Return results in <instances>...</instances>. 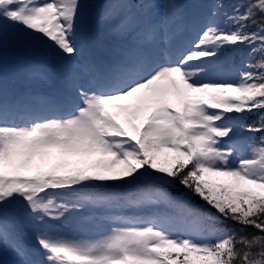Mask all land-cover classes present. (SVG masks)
<instances>
[{
    "label": "snow or ice",
    "instance_id": "6c2138e0",
    "mask_svg": "<svg viewBox=\"0 0 264 264\" xmlns=\"http://www.w3.org/2000/svg\"><path fill=\"white\" fill-rule=\"evenodd\" d=\"M93 20L113 44L104 62L76 59ZM9 24L65 59L56 94L41 90L46 68L23 89L0 72V252L13 264H264V0H211L202 22L183 0H0V39ZM177 182L188 192L173 195ZM81 210L106 234L67 235Z\"/></svg>",
    "mask_w": 264,
    "mask_h": 264
},
{
    "label": "rangeland",
    "instance_id": "374dc122",
    "mask_svg": "<svg viewBox=\"0 0 264 264\" xmlns=\"http://www.w3.org/2000/svg\"><path fill=\"white\" fill-rule=\"evenodd\" d=\"M210 2H211V0H204L203 1V5H202V8H201V16L196 19L197 21L202 22L203 16H204V14L207 11V6L209 5ZM197 9L200 10V7L197 8ZM92 24H93V29H92V31H93V30H95V22H94V20L92 21ZM7 30L12 31L11 32L12 34L10 36L4 38V39H0V52L2 51V49L10 47V46H14L15 43H19L21 41H22L21 43L27 41V42H30V43H33V44H36V45H40V40L34 39L31 34L26 33L22 28H20L18 26H13V25L9 24ZM80 32H81V38L79 40V43L81 41H85L86 40L85 38L88 37V35L85 34L83 28L80 29ZM45 46H47L49 48L51 47V50H52V47H54L51 44V42L44 41L43 43H41L40 47H45ZM91 47L88 46V49L89 50L90 49L91 50H95L94 47L93 48H91ZM25 48L26 49L27 48H31V45H30V47H29V45L25 46ZM99 48H100V45H99L98 49ZM52 52H53V50H52ZM70 217H72V219H70L71 222H76L78 224L85 225L84 223L78 222V217L79 216H78L77 213H72ZM67 228H68V232L69 233L66 232V234L69 235V236H78V237H83V238H87V239H94V238L99 237V236L94 237L91 234L90 230L89 229H84V227L83 228H75V226L69 224V226ZM7 252H9V251H7ZM11 253H7V256L3 257V254H5V253L4 252H0V259L3 257V258H5V260H8V261L17 260L18 258L16 256H14V255H11ZM12 254H14V253H12Z\"/></svg>",
    "mask_w": 264,
    "mask_h": 264
},
{
    "label": "trees",
    "instance_id": "16d2710c",
    "mask_svg": "<svg viewBox=\"0 0 264 264\" xmlns=\"http://www.w3.org/2000/svg\"><path fill=\"white\" fill-rule=\"evenodd\" d=\"M223 2L228 3L229 0H223ZM243 55H244V53L241 52L240 55H239L240 56L239 58H241ZM255 119H256V117L254 115H250L247 118V123L251 124ZM255 135L258 137L260 135V133H256ZM170 188H172V189H170L171 191L173 190L172 192H174V193L176 192L175 193L176 195H179L180 192H188V190L186 188H183V186L179 185L178 182H177L175 187H170ZM192 202L195 203V204H201V205L203 204V201H201L200 198L196 197V196H192ZM225 225L227 227L235 228L237 230H239L240 227H241L238 224H233L231 221H226ZM246 231L247 232H253V231H255V229L248 228Z\"/></svg>",
    "mask_w": 264,
    "mask_h": 264
}]
</instances>
